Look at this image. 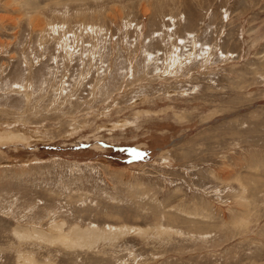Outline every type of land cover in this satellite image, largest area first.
<instances>
[{
    "label": "rangeland",
    "instance_id": "obj_1",
    "mask_svg": "<svg viewBox=\"0 0 264 264\" xmlns=\"http://www.w3.org/2000/svg\"><path fill=\"white\" fill-rule=\"evenodd\" d=\"M0 264H264V0H0Z\"/></svg>",
    "mask_w": 264,
    "mask_h": 264
}]
</instances>
